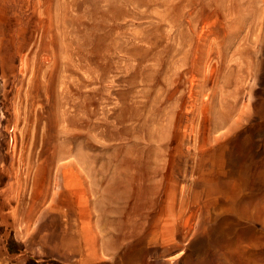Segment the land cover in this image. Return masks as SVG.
I'll use <instances>...</instances> for the list:
<instances>
[{"label": "rangeland", "instance_id": "374dc122", "mask_svg": "<svg viewBox=\"0 0 264 264\" xmlns=\"http://www.w3.org/2000/svg\"><path fill=\"white\" fill-rule=\"evenodd\" d=\"M250 1L0 3V161L13 144L63 145V161L96 154L109 167L94 178L81 162L61 167L37 195L29 176L9 192L0 175V264H264V8ZM3 50L14 52L7 63ZM36 90L46 103L30 122ZM249 157L253 176L241 182ZM115 174L130 182L125 200L80 223L95 254L31 239L54 190L75 200L84 175L100 181L96 199ZM220 180L223 192L207 194ZM140 241L143 254L127 258Z\"/></svg>", "mask_w": 264, "mask_h": 264}, {"label": "bare ground", "instance_id": "6f19581e", "mask_svg": "<svg viewBox=\"0 0 264 264\" xmlns=\"http://www.w3.org/2000/svg\"><path fill=\"white\" fill-rule=\"evenodd\" d=\"M2 2L3 0H0V3ZM250 2H251V6H255L256 3L260 2L263 5L262 8H264V0H251ZM21 46L22 45H19L18 47H16L15 50H18ZM13 53L12 52L8 53L6 50H3L1 52V56L7 63V60L12 58ZM10 65L11 64H8L9 67ZM29 84L31 85L35 83L30 82ZM26 99L29 101V103H26L27 108L23 110L28 114V117L30 118L29 121L32 122L34 120V116L33 118L31 117L34 114L33 107L35 105V102L44 101V103H46V98L41 97V95L38 93V90H36V91H30L29 93H27ZM19 107H20V100H18L17 102L15 112L16 110L19 111ZM42 140H46V137L42 138ZM44 146H45L44 144H40L39 149H36L34 145L29 144L22 151L21 149L19 151H16L14 149L15 144L12 145L11 150H10L11 152H9V155H7L4 159L0 161V172H1L0 175L1 177H5V179H7L5 183L3 184L4 190H9L10 192L12 188L16 185V183H14L15 179L17 178L24 179L27 176H29V179L31 181V186H32L31 188H34L35 195L40 194L42 190H44V192L47 193L51 187L50 185L51 179H52V182L54 179V182H56L55 184H57V181H55V178L56 177L58 178L57 175L59 174V171H61L60 168L64 166H70V167L76 168L77 163L84 164V166H82L84 172L86 173L84 175L90 176V177H93V175H96V174H100L104 176L105 173H107L109 169V167L106 164L103 166L98 164L99 157L96 154H90L87 157L83 155H77L76 161L66 162L63 160L67 157L69 150L65 149L63 145L54 146L50 152H48V149L45 151ZM228 151L230 153L229 149ZM220 152H223V151H220ZM234 161H235V158H234ZM14 163H17L18 165L16 170L12 168V164ZM252 167H253V160L252 158L249 157L248 160L242 165L241 170H240L239 179L241 182H246L248 179V176L250 175L253 176V174L251 173ZM79 171L81 172V170ZM84 175L80 177L81 180H79V183H78L79 195L76 197L75 200L72 199L69 189L64 190L63 188H59L58 190L53 191L51 201H53L54 207L52 205V208H53L52 212L50 213L45 212L42 214V216L39 218V221L41 222V224L39 225L40 232L38 233L37 231L31 236L32 240L34 237L37 238V236L40 239L43 238L42 242L47 244L51 252H58L61 254L63 253L66 254V252H71L74 254L80 253V255L84 253L88 255L95 254L96 245H95V248H92L93 250H91L89 247H86L84 245V243L86 242L84 239V236L89 235L90 237H92L91 242H90L91 244L93 243L96 244L97 241L95 242V240H93V232L90 231V228L85 229V230L82 229V226L80 225L81 221L89 220L93 222L94 219L93 218L91 219V216L94 213L93 208L95 207H96L95 209L99 211V216L96 213L97 216L95 220H100L102 219L101 217L105 212L104 207L106 205L108 204L112 205V203L123 202L125 200L126 194L123 192H125V187L127 185L126 181H128L127 178L122 179L121 177H119L120 176L119 174H115L112 178H108L103 190L99 191L100 194L98 195V197H96V199H93V195L98 192V189H96V186L99 184L100 181L93 180V183L90 184L91 182L89 179L88 184H87V180ZM224 182H225L224 180H220L213 186L206 185L208 183L204 184L206 185V188H205L206 193L212 194L213 192H223ZM253 195L254 193L250 194L249 198H247L246 200L239 198V203L243 205L244 207H247L246 204L252 201L254 197ZM43 197L44 196L40 197L38 201L36 202L37 207L42 205L43 200H44ZM235 197L236 195H234V198ZM77 202H80L81 204L78 207H77ZM257 203H258V200H257ZM257 203L255 205H257ZM61 205H65L66 208L62 209ZM106 209L108 210V208ZM45 218L47 220H50L51 223H43L42 220ZM90 224L92 225V223ZM94 224L95 222L93 223V225ZM93 225L92 227L94 228ZM128 233L130 232L128 231ZM141 241L143 240L141 239ZM141 241L137 244V246L131 253H128L126 255L127 258L133 255L143 254L144 249H143Z\"/></svg>", "mask_w": 264, "mask_h": 264}, {"label": "crops", "instance_id": "0c3cea01", "mask_svg": "<svg viewBox=\"0 0 264 264\" xmlns=\"http://www.w3.org/2000/svg\"><path fill=\"white\" fill-rule=\"evenodd\" d=\"M88 184V183H87Z\"/></svg>", "mask_w": 264, "mask_h": 264}]
</instances>
